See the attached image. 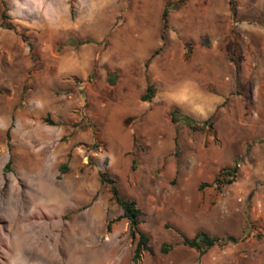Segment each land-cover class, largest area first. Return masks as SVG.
I'll return each mask as SVG.
<instances>
[{"label":"rangeland","instance_id":"rangeland-1","mask_svg":"<svg viewBox=\"0 0 264 264\" xmlns=\"http://www.w3.org/2000/svg\"><path fill=\"white\" fill-rule=\"evenodd\" d=\"M100 173L141 210L137 263ZM246 220L203 255L179 234ZM24 234L27 264H264V0H0V264Z\"/></svg>","mask_w":264,"mask_h":264},{"label":"trees","instance_id":"trees-1","mask_svg":"<svg viewBox=\"0 0 264 264\" xmlns=\"http://www.w3.org/2000/svg\"><path fill=\"white\" fill-rule=\"evenodd\" d=\"M170 6H171L170 4H166L161 13V22H162L163 31L168 29V17H169ZM6 18H7L6 13L3 12L2 19L5 20ZM6 28L10 29L9 26H6ZM85 43H88V41H83L80 44L82 45ZM153 95H154L153 87L151 85L147 86L146 92L142 97V101L144 102L150 101L153 98ZM170 119L172 123H179V122L183 123L191 131L204 132L212 128V123H211L212 117H210L205 121H196L192 119L190 116L181 114L178 110H173L170 112ZM240 160H236L235 164L232 167L226 166L218 170L212 182V185H214L217 190H220L225 185H230L235 181L238 172V161ZM10 163L11 160H9L8 163L5 165L4 167L5 170L9 168ZM59 171L65 173L67 171V165L63 164L61 167H59ZM99 179L101 184H107L109 186L111 199L121 208L123 218L126 219V221L128 222L129 235L133 240H135V248L133 251L132 259H133V263H137L140 257L142 256V254L145 253L150 254L152 252V248L150 245V238L141 229V224H142L141 210L139 209L137 203L134 200H127L120 196L119 191L115 185L114 179L108 177L106 173H100ZM204 186H207V184H201L199 188L202 189ZM253 229H254V225H252L251 223L248 222V220H246V224L243 229L242 236L239 238L215 237V236H210L204 231L196 232L192 238H189L182 233L179 234L182 238V243L185 246L194 249L200 255H203L207 250H209L214 246L225 247L230 244L235 245L240 242H244L249 237L250 233H252ZM172 248L173 245L164 243L160 247V251L161 253H167Z\"/></svg>","mask_w":264,"mask_h":264},{"label":"bare ground","instance_id":"bare-ground-1","mask_svg":"<svg viewBox=\"0 0 264 264\" xmlns=\"http://www.w3.org/2000/svg\"><path fill=\"white\" fill-rule=\"evenodd\" d=\"M28 239L29 238H27V234H26L24 237H21L20 240L18 239V240H16L15 243L12 244L11 251L12 252H17L19 254L18 258H17L19 260L16 259V261L12 262V264H27V263L32 261L31 257H28V253L27 252H29V251L26 250V241H28ZM29 246H31V245H29Z\"/></svg>","mask_w":264,"mask_h":264},{"label":"crops","instance_id":"crops-1","mask_svg":"<svg viewBox=\"0 0 264 264\" xmlns=\"http://www.w3.org/2000/svg\"><path fill=\"white\" fill-rule=\"evenodd\" d=\"M191 95H193L192 92H191ZM193 96H194V95H193Z\"/></svg>","mask_w":264,"mask_h":264}]
</instances>
